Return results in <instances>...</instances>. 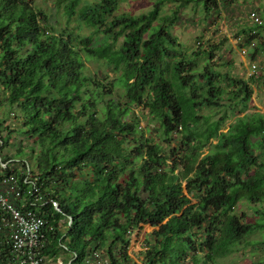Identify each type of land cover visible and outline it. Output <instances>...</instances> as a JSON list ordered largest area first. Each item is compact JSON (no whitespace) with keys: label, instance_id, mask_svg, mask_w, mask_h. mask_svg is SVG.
Here are the masks:
<instances>
[{"label":"trees","instance_id":"1","mask_svg":"<svg viewBox=\"0 0 264 264\" xmlns=\"http://www.w3.org/2000/svg\"><path fill=\"white\" fill-rule=\"evenodd\" d=\"M55 1L92 31L57 32L30 0H0V90L17 108V132L32 142L31 165L16 146L1 161L17 160L0 172L19 177L24 208L46 220V258L84 264L95 251L110 264H216L237 246L264 245V112L251 105L260 76L218 70L216 45L187 53L171 31L182 8L201 2L210 12L219 0H153L139 14H114L119 0ZM166 3L171 13L162 14ZM261 28L236 37L248 43ZM98 35L107 40L96 42ZM90 59L114 78L88 73ZM135 107L156 122L154 136ZM19 162L24 171L10 166ZM241 204L252 213L238 214ZM143 224L155 230L137 263L127 250ZM16 262L4 238L0 264Z\"/></svg>","mask_w":264,"mask_h":264},{"label":"rangeland","instance_id":"2","mask_svg":"<svg viewBox=\"0 0 264 264\" xmlns=\"http://www.w3.org/2000/svg\"><path fill=\"white\" fill-rule=\"evenodd\" d=\"M30 1L46 13L51 25L53 24L57 32L67 30L73 34L78 33L82 35L89 34L92 31V29L88 28H79L78 22L75 19L68 20L64 14V9L62 6H58L55 0ZM86 1L93 0H81V2ZM152 2L153 0H119L118 9L114 14H139L147 12L151 9ZM219 3V7L210 12L204 11L201 2L182 8L177 21L171 27V31L178 43H180V48L187 53L216 45L217 49L213 63L215 64L214 67L218 70L228 71L233 76L242 78H248L250 75L260 76L253 85L251 105L253 109L264 112V28H261L260 33L251 38L248 43H246V40L249 39V36L240 35L236 37L237 33L254 25L248 16L251 11H254L262 20L264 27V0H219ZM172 7V3H166L162 14L171 13ZM105 40H107V36L105 35H98L96 38V42ZM243 47L245 51L242 50ZM251 63H255L258 66L255 71H252L250 67ZM85 65L87 72L90 74L96 73L101 78L106 79L107 77L112 79L115 76L111 67L106 66L102 61L90 59L85 62ZM12 113L17 114L16 106L14 105L11 108L6 106L4 94L0 90V123H3L2 125L8 128L6 130V128L0 126L4 142L3 148L0 149V155L3 159L7 155L13 157L16 146H20L26 151V158L29 159L27 163L31 165L32 157L28 153V146L32 145V142L17 132L20 127V121ZM134 113L139 116V125L144 130L145 135L154 136L156 122L147 111L140 107H135ZM7 132L11 134L10 140L6 134ZM214 143L215 141L210 140L204 144L201 158L196 163L195 169L188 179L194 178L200 171L202 166L201 159L207 155L208 147ZM163 145L167 146L166 143H163ZM11 166L13 169L24 171L21 162ZM186 198L190 199L191 204L195 203V200L189 196H186ZM236 212L238 214L245 212L250 215L252 209L245 204H241L237 207ZM152 230H155V228L149 224H143L132 233L127 251L133 261L139 263L144 240ZM250 238L258 239L260 235L257 233L250 236ZM236 249L235 252L220 259L216 264H264V245L257 247H252L251 245H247L246 247L237 246ZM100 258L109 262V258L106 255L101 254ZM48 264L55 263L51 259H48Z\"/></svg>","mask_w":264,"mask_h":264},{"label":"built area","instance_id":"3","mask_svg":"<svg viewBox=\"0 0 264 264\" xmlns=\"http://www.w3.org/2000/svg\"><path fill=\"white\" fill-rule=\"evenodd\" d=\"M248 16L253 23H262L254 11ZM242 50L245 51V48ZM250 67L252 71L258 68L255 63ZM1 159L0 156V166L6 167L8 162H2ZM25 174L29 178V174ZM31 190L35 193L33 203L43 200L34 183ZM27 201L29 200L24 197L19 177L14 173L0 172V241L7 239L12 253L19 259V264H48V259L42 252L47 242L44 235L46 220L33 210L25 209L24 204ZM100 257L101 252L94 251L85 258L84 264H110Z\"/></svg>","mask_w":264,"mask_h":264},{"label":"crops","instance_id":"4","mask_svg":"<svg viewBox=\"0 0 264 264\" xmlns=\"http://www.w3.org/2000/svg\"><path fill=\"white\" fill-rule=\"evenodd\" d=\"M11 160V159H10ZM7 160V162L9 163V162H11V161H13V160ZM10 165H17V163H15V164H10ZM55 264H62L63 262H62V260L61 259H57V261L56 262H54ZM64 264H67V263H64Z\"/></svg>","mask_w":264,"mask_h":264},{"label":"bare ground","instance_id":"5","mask_svg":"<svg viewBox=\"0 0 264 264\" xmlns=\"http://www.w3.org/2000/svg\"><path fill=\"white\" fill-rule=\"evenodd\" d=\"M262 21V20H261ZM254 24H256V23H254ZM261 24V23H260ZM252 64V63H251Z\"/></svg>","mask_w":264,"mask_h":264},{"label":"water","instance_id":"6","mask_svg":"<svg viewBox=\"0 0 264 264\" xmlns=\"http://www.w3.org/2000/svg\"><path fill=\"white\" fill-rule=\"evenodd\" d=\"M67 264H70V262H68Z\"/></svg>","mask_w":264,"mask_h":264}]
</instances>
